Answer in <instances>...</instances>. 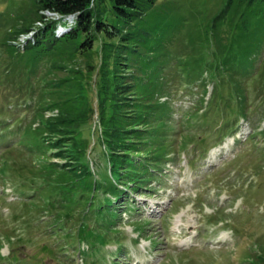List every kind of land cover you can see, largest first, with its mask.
Listing matches in <instances>:
<instances>
[{
	"label": "rangeland",
	"instance_id": "1",
	"mask_svg": "<svg viewBox=\"0 0 264 264\" xmlns=\"http://www.w3.org/2000/svg\"><path fill=\"white\" fill-rule=\"evenodd\" d=\"M40 14L57 37L75 25L37 13L33 0H0V264H264V0L145 9L138 26L151 34L133 58L153 90L142 99L157 112L147 122L151 150L142 147L150 157L138 161L158 164L142 186L114 181L97 113L77 135L50 128L68 111L52 106L47 88L69 76L96 87L86 59L41 64L31 81L16 71L25 66L15 52L50 21ZM228 56L253 74L238 78ZM69 86L75 112L86 99ZM83 138L78 159L71 146ZM110 181L127 188L119 199L105 190Z\"/></svg>",
	"mask_w": 264,
	"mask_h": 264
},
{
	"label": "trees",
	"instance_id": "2",
	"mask_svg": "<svg viewBox=\"0 0 264 264\" xmlns=\"http://www.w3.org/2000/svg\"><path fill=\"white\" fill-rule=\"evenodd\" d=\"M156 1L33 0L37 13L46 11L61 17L72 15L74 16L75 25L70 27L62 37H57L53 32L55 21L52 19H49L50 21L44 20L45 14H40L41 20L49 22H45L44 28L40 29L36 43L30 44L25 51L19 52L20 54L15 52L16 57H19L18 65L23 62L22 65L25 66H18L20 68H17L16 71L20 70V74H23L29 81L37 77L41 64L49 61L54 64L56 69L57 62H60L63 58L65 59V57L72 62L81 57L87 60L85 72L93 74L96 71V87H93L91 82L81 80L80 82H73V78L69 76L60 78V82L56 83L60 86L47 88L51 89L49 90L52 92L51 94H54V97L51 98L53 100L52 106L59 107L61 110L66 108L68 111L57 122H52L50 128H53L54 132L59 128H63L69 133L77 135L81 131H85L87 126L94 122V115L97 113L101 126L100 135L107 144L112 158L111 172L116 176L118 175V178L115 175L116 179L113 176L112 178L114 181L127 179L129 183H137L139 186H142L143 182L146 181L141 179V175L153 173L158 164L146 162L144 159L138 161V158L150 157L145 156L151 150L148 147L150 135L147 127L148 123L155 118L157 103L151 104L149 101L142 99L143 97L146 98L145 93L147 92L145 90L150 91V86H145L139 75L140 73L135 70L137 67L135 65L136 58H133V56H139V46L146 41L145 36L151 34L142 29L143 15L145 9ZM118 21H121L122 26L127 28L119 26ZM140 24L142 26H138ZM28 29L29 27L23 30ZM99 40L101 42L100 51L99 47L95 45ZM96 56H98L97 60H95ZM238 59L237 56L226 58V61L229 60L231 64L229 71L235 73L237 77L251 76L253 74L251 69L244 68L243 71H239L232 68L236 62H239ZM219 68V65H217L213 70L219 71ZM74 71L80 74L83 73L82 70ZM127 72L135 73L127 75ZM196 76H199V74L197 73ZM69 82L72 85L79 86L81 88L80 92L83 93H79L82 96L80 98L86 99L80 103L82 107L75 112L71 110L75 98H71L69 95L68 89L72 87L69 86ZM51 83L55 84V82ZM154 87L157 90L156 84L151 88ZM41 89L43 90V88ZM127 89H131V94H129L131 96L128 93L125 95ZM150 92L153 93V90ZM91 94L94 95L93 100L97 99L95 100L96 105L90 97ZM64 95L65 97L68 95L67 98H63ZM87 141V138H83L80 144L73 143L71 146L72 156L78 158L83 152H86L89 146ZM142 147H146L148 152H144ZM87 168L86 165L82 175L85 179L90 175V169ZM120 175L121 177H119ZM79 180H73L71 184L77 186ZM105 185L107 186H105V190L117 199L124 193L123 189L125 187L120 189L117 182L110 181ZM87 186L93 187V183ZM100 188L102 189V187H97L95 190L99 191ZM125 189L127 190V188ZM108 205L113 206V203L108 202Z\"/></svg>",
	"mask_w": 264,
	"mask_h": 264
}]
</instances>
